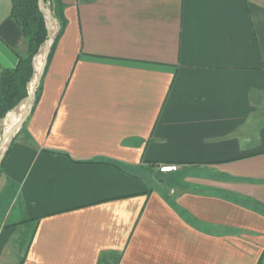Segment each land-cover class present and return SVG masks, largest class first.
Masks as SVG:
<instances>
[{"label":"crops","instance_id":"0c3cea01","mask_svg":"<svg viewBox=\"0 0 264 264\" xmlns=\"http://www.w3.org/2000/svg\"><path fill=\"white\" fill-rule=\"evenodd\" d=\"M58 2L1 162L0 264H264V0ZM10 9L0 68L27 50Z\"/></svg>","mask_w":264,"mask_h":264},{"label":"trees","instance_id":"16d2710c","mask_svg":"<svg viewBox=\"0 0 264 264\" xmlns=\"http://www.w3.org/2000/svg\"><path fill=\"white\" fill-rule=\"evenodd\" d=\"M43 1L45 2L46 0ZM49 7L51 15L59 24L50 47L51 50L61 31L59 23L61 6L58 0H50ZM10 17L19 26L26 40L27 50L24 55H18L16 66L0 68V118L18 105L19 102H25L28 99L26 97L27 84L33 73L32 58L47 39L46 24L39 9L38 0H11ZM38 89L35 96H37ZM35 226L33 225L30 230L24 229L19 232L17 245L19 251L23 254L29 246ZM24 234L25 240L22 241L21 237Z\"/></svg>","mask_w":264,"mask_h":264},{"label":"water","instance_id":"95a60500","mask_svg":"<svg viewBox=\"0 0 264 264\" xmlns=\"http://www.w3.org/2000/svg\"><path fill=\"white\" fill-rule=\"evenodd\" d=\"M38 5H39V9L41 10L42 14H43V17H44V20H45V24H46V29H47V39L44 41L43 45H42V48H40L39 51H42V49H44V58H43V61H42V64H41V67L39 69V72L38 74L36 75L35 77V85H34V90L32 92V101H31V105H30V108L29 110L24 114L23 118L16 124L15 127H13L8 135H7V139L5 141V146L2 150V152L0 153V165H1V162L3 160V157L6 153V151L8 150L13 138H14V135L16 134L17 130L19 127H21V125L24 123V121L26 120L29 112H30V109L33 105V102H34V99H35V92L40 84V79H41V76H42V73L44 71V68H45V64H46V59H47V56H48V53H49V49H50V46H51V43H52V40L56 34V32L54 34H51V31L49 30V23L50 22H55L56 20L53 18V16L50 14V11L49 9L44 5V2L43 0H38ZM29 95V94H28Z\"/></svg>","mask_w":264,"mask_h":264},{"label":"bare ground","instance_id":"6f19581e","mask_svg":"<svg viewBox=\"0 0 264 264\" xmlns=\"http://www.w3.org/2000/svg\"><path fill=\"white\" fill-rule=\"evenodd\" d=\"M49 30L51 31V34H54L57 31L56 25L54 22H50L49 25ZM44 58V49L35 57L34 59V71H35V77L39 72V69L41 67L42 61ZM34 90V83L30 84L29 88V97L25 102H20L17 107L9 112L6 115V118L4 120V139L0 144V153L2 152L4 146H5V141L7 139V135L9 131L16 126V124L23 118L24 114L29 110L31 101H32V92Z\"/></svg>","mask_w":264,"mask_h":264},{"label":"rangeland","instance_id":"374dc122","mask_svg":"<svg viewBox=\"0 0 264 264\" xmlns=\"http://www.w3.org/2000/svg\"><path fill=\"white\" fill-rule=\"evenodd\" d=\"M49 1V2H48ZM44 2V1H43ZM44 5L48 8V9H50V0H46L45 2H44ZM51 14V13H50ZM43 45V44H42ZM40 48H42V46L40 47ZM40 48L38 49V51H37V53L36 54H39L40 53ZM35 54V55H36ZM34 55V56H35ZM34 56H33V58H34ZM33 58H32V68H33V73H32V78L30 79V81L28 82V84H27V95H26V97L28 98L29 97V88H30V84L31 83H35V71H34V61H33ZM35 85V84H34ZM37 91V90H36ZM35 95H36V92H35ZM25 97V98H26ZM24 98V99H25ZM20 103V102H19ZM17 107V105L12 109V110H10V111H8L2 118H0V144H1V142L3 141V139H4V129H5V126H4V120H5V118H6V115L9 113V112H11V111H13L15 108ZM23 125V124H22ZM22 125H21V127H19L18 128V130H17V132L22 128ZM0 210H1V207H0ZM1 213V212H0ZM19 235V234H18ZM21 239H22V241H24L25 240V234L21 237Z\"/></svg>","mask_w":264,"mask_h":264},{"label":"built area","instance_id":"2783aa9c","mask_svg":"<svg viewBox=\"0 0 264 264\" xmlns=\"http://www.w3.org/2000/svg\"><path fill=\"white\" fill-rule=\"evenodd\" d=\"M158 169L160 172L175 171V170H177V165H175V164H163V165H159Z\"/></svg>","mask_w":264,"mask_h":264}]
</instances>
